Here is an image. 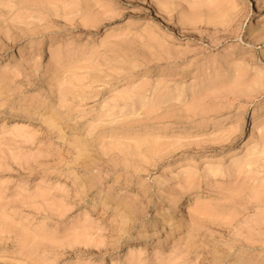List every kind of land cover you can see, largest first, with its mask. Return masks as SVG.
<instances>
[{"label": "rangeland", "instance_id": "rangeland-1", "mask_svg": "<svg viewBox=\"0 0 264 264\" xmlns=\"http://www.w3.org/2000/svg\"><path fill=\"white\" fill-rule=\"evenodd\" d=\"M261 104L264 0H0V264H264Z\"/></svg>", "mask_w": 264, "mask_h": 264}, {"label": "bare ground", "instance_id": "bare-ground-1", "mask_svg": "<svg viewBox=\"0 0 264 264\" xmlns=\"http://www.w3.org/2000/svg\"><path fill=\"white\" fill-rule=\"evenodd\" d=\"M166 9H167L166 6H164L163 4H160L158 8V13L160 15H163V13L166 12ZM149 23L154 24L156 27L158 25L156 22H153L152 20H149ZM261 107L264 108V104H261Z\"/></svg>", "mask_w": 264, "mask_h": 264}]
</instances>
